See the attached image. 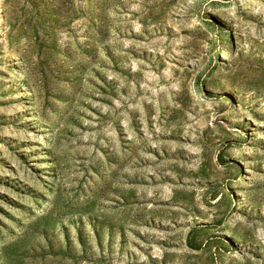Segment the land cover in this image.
I'll use <instances>...</instances> for the list:
<instances>
[{"label": "rangeland", "instance_id": "1", "mask_svg": "<svg viewBox=\"0 0 264 264\" xmlns=\"http://www.w3.org/2000/svg\"><path fill=\"white\" fill-rule=\"evenodd\" d=\"M0 264H264V0H0Z\"/></svg>", "mask_w": 264, "mask_h": 264}]
</instances>
